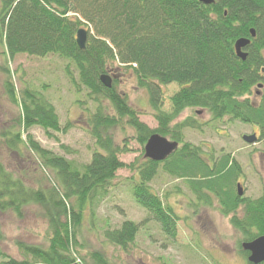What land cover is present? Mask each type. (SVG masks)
<instances>
[{"label": "trees", "instance_id": "trees-1", "mask_svg": "<svg viewBox=\"0 0 264 264\" xmlns=\"http://www.w3.org/2000/svg\"><path fill=\"white\" fill-rule=\"evenodd\" d=\"M85 22L93 27V33L88 32L80 50L76 33ZM239 39L250 41L244 48L245 61L235 53ZM0 43L8 61L18 55H54L74 65L77 81L68 72L69 65L65 68L71 84L76 92L86 89L88 99L96 103L86 129L97 148L82 172L66 158L41 148L28 133L31 128L39 127L50 135L65 133L71 124L61 128L54 106L40 94L23 89L18 97L11 82H4L6 97L20 108V114L18 131L0 132V150L19 156L20 146H24L41 170L51 173L54 185L47 192L29 188L0 160V212L10 211L21 218L24 207L40 206L51 234L47 248L17 243L26 256L23 261L10 260L0 251V264H88L86 259L71 257L70 224L61 223L60 218L70 216L71 225L79 223L85 204L106 197L122 169L138 178L131 189L135 204L170 239L177 234V217L148 186L159 170L185 180L196 201L209 205L211 197L218 200L221 215L229 217L242 242L264 236V189L253 200L238 196L234 182L240 171L230 156L211 161L200 147L182 142L183 129L199 130L203 124L189 117L171 126L186 109L205 110L209 122L228 118L258 127V143L264 152V0H214L210 5L198 0H0ZM111 67L130 70L145 83L155 130L138 120L128 99L117 91L115 79L110 88L101 84L100 78ZM0 70L10 77L6 68ZM258 85L263 94L255 103L252 97ZM101 100L109 103L114 115L107 114ZM163 103L165 111L158 108ZM122 120L134 131L141 147L157 134L176 142V150L161 162L146 159L143 151L140 163L125 166L118 159L125 148L114 144L110 132ZM71 199L76 207L66 205ZM240 207L242 218L236 215ZM145 222L125 221L118 229L107 231L105 238L125 251ZM238 253L247 259L241 244ZM90 258L89 264H111L99 255Z\"/></svg>", "mask_w": 264, "mask_h": 264}, {"label": "rangeland", "instance_id": "rangeland-1", "mask_svg": "<svg viewBox=\"0 0 264 264\" xmlns=\"http://www.w3.org/2000/svg\"><path fill=\"white\" fill-rule=\"evenodd\" d=\"M92 28L86 23L80 29L85 30L88 36V32L93 33ZM66 65H69L68 72L77 81L74 65L57 56L36 58L18 55L8 61L0 43V67L10 72V77L7 78L0 70V132L7 129L18 131L16 123L20 108L8 101L4 91V82L9 80L18 97L23 89H28L40 94L53 105L61 128L67 123L71 124L72 127L65 133L47 135L39 127L31 128L28 133L41 148L66 158L82 172L84 166L89 164L93 152L97 151L94 140L86 129L87 118L94 113L96 103L88 99L86 89L81 88L76 92L67 76ZM107 76L116 80L117 91L128 99V105L136 111L138 120L155 130L157 123L153 118L145 83L138 81L130 70H124L123 67H111ZM254 90L252 100L257 103L260 99L256 97H261L263 91L258 87ZM100 104L107 114L114 115L107 101L101 100ZM165 104L158 108L165 111ZM189 117L203 125L199 130L183 129L182 142L200 147L205 158L212 157L211 161L218 160L221 156H230L239 166L240 176L234 184L240 186L243 198H258L264 189L263 145L261 142L248 145L243 137L255 135L260 140L259 128L229 121L228 118L209 122L211 117L208 112L190 109L184 110L171 126ZM110 132L114 144L125 148V153L118 156L119 161L125 166L140 163L144 147L137 144L134 131L125 121L118 122ZM22 138L25 139L24 133ZM166 139L173 141L169 137ZM20 153L19 156L9 154L2 148L0 160L9 171L20 176L29 188L49 191L54 185L51 173L41 170L35 156L24 146H20ZM137 181L136 174L128 169L119 170L116 173L115 188L109 189V194L103 199L94 200L91 204L87 202L81 210L79 223L71 225L73 223L70 216L60 218L61 223L70 224L71 257L81 261L86 259L88 264L91 263V254L99 255L111 264L247 263V259L238 253V245L243 243L241 235L229 224V217L221 215L218 200L211 197L209 205L196 201L185 180L174 179L159 170L148 186L177 217V234L174 239H170L135 204L131 189ZM65 203L69 208L76 207L73 199ZM21 213V218H18L10 211L0 212V251L8 259L15 261L26 258L17 243L47 248L51 235L45 213L40 206H26ZM236 215L242 218V207L237 209ZM144 220L146 222L140 226L134 243L125 251L105 238L107 231L118 229L125 221L141 223Z\"/></svg>", "mask_w": 264, "mask_h": 264}, {"label": "water", "instance_id": "water-1", "mask_svg": "<svg viewBox=\"0 0 264 264\" xmlns=\"http://www.w3.org/2000/svg\"><path fill=\"white\" fill-rule=\"evenodd\" d=\"M203 5H210L214 0H198ZM251 36L254 37V31L251 30ZM87 33L83 29H79L76 33V44L80 50H83L86 44ZM250 44L248 39H239L234 44L236 56L241 60L245 61L247 54L244 52V48ZM101 84L105 88H110L112 85V78L103 75L100 78ZM261 87V85H259ZM243 141L248 145H253L257 141L255 135L244 136ZM177 148L176 142L168 141L157 134H152L144 145V157L153 162L164 161L170 156L173 151ZM237 195L242 196L240 186L237 185ZM243 251L248 253L247 262L249 264H261L264 263V236H259L252 241L243 242L241 244Z\"/></svg>", "mask_w": 264, "mask_h": 264}, {"label": "flooded vegetation", "instance_id": "flooded-vegetation-1", "mask_svg": "<svg viewBox=\"0 0 264 264\" xmlns=\"http://www.w3.org/2000/svg\"><path fill=\"white\" fill-rule=\"evenodd\" d=\"M256 99H260V96L256 97Z\"/></svg>", "mask_w": 264, "mask_h": 264}, {"label": "bare ground", "instance_id": "bare-ground-1", "mask_svg": "<svg viewBox=\"0 0 264 264\" xmlns=\"http://www.w3.org/2000/svg\"><path fill=\"white\" fill-rule=\"evenodd\" d=\"M262 264V263H261Z\"/></svg>", "mask_w": 264, "mask_h": 264}]
</instances>
